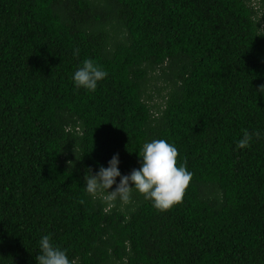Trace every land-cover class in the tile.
Instances as JSON below:
<instances>
[{
  "label": "trees",
  "instance_id": "trees-1",
  "mask_svg": "<svg viewBox=\"0 0 264 264\" xmlns=\"http://www.w3.org/2000/svg\"><path fill=\"white\" fill-rule=\"evenodd\" d=\"M262 84L264 0H0V264H36L49 234L76 264H264ZM154 139L193 173L182 203L86 192Z\"/></svg>",
  "mask_w": 264,
  "mask_h": 264
},
{
  "label": "clouds",
  "instance_id": "clouds-1",
  "mask_svg": "<svg viewBox=\"0 0 264 264\" xmlns=\"http://www.w3.org/2000/svg\"><path fill=\"white\" fill-rule=\"evenodd\" d=\"M78 52L79 49H76L74 54ZM107 75L102 66L92 59H85L82 66L75 71L73 81L77 87L95 91L98 81ZM257 91L264 93V84L260 85ZM253 136L258 137L259 133H250L245 129L242 138L237 142V147L240 149L249 147ZM178 155V149L173 144L164 139H154L143 144L138 155L142 158L139 169H133L129 175L122 176L118 168V154H115L108 161L106 168L101 166L95 174H92L91 169L87 170L84 177L85 190L93 197L97 194L103 195L109 207H115L117 200L122 205L132 203L134 188L145 199L151 200L157 210H170L174 205L182 203L193 178V173L186 167V161L177 165ZM117 177H120V180L115 190L108 191L116 183ZM130 182L134 186L130 187ZM39 244L41 254L35 258L36 264H76L74 260L69 259L66 250L51 242L50 234L42 236Z\"/></svg>",
  "mask_w": 264,
  "mask_h": 264
},
{
  "label": "built area",
  "instance_id": "built-area-1",
  "mask_svg": "<svg viewBox=\"0 0 264 264\" xmlns=\"http://www.w3.org/2000/svg\"><path fill=\"white\" fill-rule=\"evenodd\" d=\"M255 2V1H254ZM255 8V7H254Z\"/></svg>",
  "mask_w": 264,
  "mask_h": 264
}]
</instances>
